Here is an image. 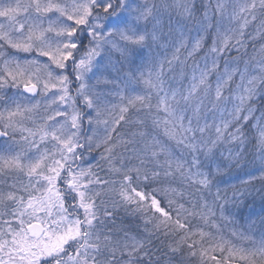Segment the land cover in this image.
Returning a JSON list of instances; mask_svg holds the SVG:
<instances>
[{"label":"snow or ice","instance_id":"6c2138e0","mask_svg":"<svg viewBox=\"0 0 264 264\" xmlns=\"http://www.w3.org/2000/svg\"><path fill=\"white\" fill-rule=\"evenodd\" d=\"M0 264H264V0H0Z\"/></svg>","mask_w":264,"mask_h":264}]
</instances>
